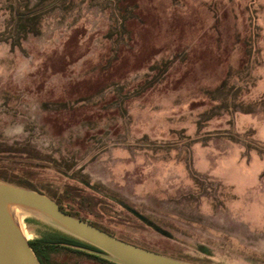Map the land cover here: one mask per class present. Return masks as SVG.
Here are the masks:
<instances>
[{"label":"rangeland","instance_id":"374dc122","mask_svg":"<svg viewBox=\"0 0 264 264\" xmlns=\"http://www.w3.org/2000/svg\"><path fill=\"white\" fill-rule=\"evenodd\" d=\"M0 143L126 243L264 264V0H0ZM17 218L28 241L63 234Z\"/></svg>","mask_w":264,"mask_h":264},{"label":"water","instance_id":"95a60500","mask_svg":"<svg viewBox=\"0 0 264 264\" xmlns=\"http://www.w3.org/2000/svg\"><path fill=\"white\" fill-rule=\"evenodd\" d=\"M17 215H28L50 224L64 235L96 250L77 249L113 264H190L126 243L62 212L48 196L3 181H0V264H40L22 232ZM136 216L151 226L139 214Z\"/></svg>","mask_w":264,"mask_h":264},{"label":"trees","instance_id":"16d2710c","mask_svg":"<svg viewBox=\"0 0 264 264\" xmlns=\"http://www.w3.org/2000/svg\"><path fill=\"white\" fill-rule=\"evenodd\" d=\"M35 155L37 156V153L28 147L17 148L0 143V181L40 192L39 189L35 188L36 185L31 182V176L29 171L30 166L32 165L27 162L29 161V159L35 158ZM49 196L52 200L56 202L62 212L79 220L86 221L94 227L114 236L112 233L78 216L71 209L63 207L59 200H57L52 195ZM126 209L134 216L138 214L135 210L129 208L128 206L126 207ZM28 243L35 256L39 260L40 264H56L52 261L51 257L58 249L68 250L72 253L80 254L99 262L101 261L113 264L100 257L88 254L77 249L76 247H83L91 250H96L95 248L64 234H50L33 241H28Z\"/></svg>","mask_w":264,"mask_h":264},{"label":"bare ground","instance_id":"6f19581e","mask_svg":"<svg viewBox=\"0 0 264 264\" xmlns=\"http://www.w3.org/2000/svg\"><path fill=\"white\" fill-rule=\"evenodd\" d=\"M20 225H21V229H22V232H23L24 236L26 237V239H28L29 236H28V234L26 233V231H25L23 225H22V224H20Z\"/></svg>","mask_w":264,"mask_h":264}]
</instances>
